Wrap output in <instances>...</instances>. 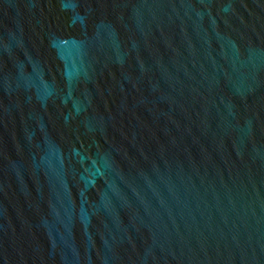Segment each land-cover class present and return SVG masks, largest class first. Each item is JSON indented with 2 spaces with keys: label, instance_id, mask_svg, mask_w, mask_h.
Returning <instances> with one entry per match:
<instances>
[{
  "label": "water",
  "instance_id": "95a60500",
  "mask_svg": "<svg viewBox=\"0 0 264 264\" xmlns=\"http://www.w3.org/2000/svg\"><path fill=\"white\" fill-rule=\"evenodd\" d=\"M0 264H264V0H0Z\"/></svg>",
  "mask_w": 264,
  "mask_h": 264
}]
</instances>
